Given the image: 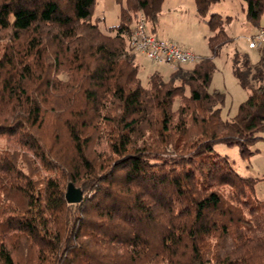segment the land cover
Masks as SVG:
<instances>
[{"label": "trees", "instance_id": "1", "mask_svg": "<svg viewBox=\"0 0 264 264\" xmlns=\"http://www.w3.org/2000/svg\"><path fill=\"white\" fill-rule=\"evenodd\" d=\"M117 1L106 32L97 0H0V136L24 150L0 151V264H264L256 180L214 150L249 156L261 138L264 45L257 63L233 54L248 96L224 119L226 95L210 90L213 57L233 40L210 12L224 0H195L212 55L148 86L129 36L140 12L156 25L165 0ZM241 1L261 28L264 0Z\"/></svg>", "mask_w": 264, "mask_h": 264}, {"label": "rangeland", "instance_id": "2", "mask_svg": "<svg viewBox=\"0 0 264 264\" xmlns=\"http://www.w3.org/2000/svg\"><path fill=\"white\" fill-rule=\"evenodd\" d=\"M245 7L244 2L241 0H224L215 3L210 11L218 14V21L219 19L223 20L227 33L233 38L232 42L226 44L219 54L213 57L216 70L210 90L218 89L226 95V101L221 112L224 119L234 117L238 112L239 105L248 96L247 90L241 86L233 73V54L236 51L248 53L253 63H257L260 59V47H249V38L257 33L260 28L247 20ZM120 10L121 5L117 0H97L93 16L94 19L100 21L101 28L107 32L110 26L120 22ZM209 16L210 14L203 18L198 14L195 0H165L158 23L153 26L148 22V30L156 36L179 43L185 49L192 50L200 55L201 58L211 56L212 52L208 44V38L214 34V31L210 29L207 23ZM260 27H264V13L260 20ZM135 53L136 62L140 65V78L144 86L149 85V77L152 73L160 72L165 80H169L173 70L178 68L176 65L155 63L147 56L139 52ZM195 64L188 63L183 67L191 68ZM58 76L63 80L68 78L64 72ZM186 92L189 94L188 90ZM180 104L181 99L177 98L174 109L177 110ZM259 135L261 138L250 144L253 153L249 156L241 155L238 145H227L222 142L216 143L214 150L217 154L227 157L240 175L255 179L256 183L250 194L264 200V131L260 132ZM16 139V137L8 135L0 136V151L9 149L11 152L18 149L22 154L24 150ZM106 145L103 142L102 147H106ZM30 155L34 158L32 152ZM219 190L225 193L228 191V187H220Z\"/></svg>", "mask_w": 264, "mask_h": 264}, {"label": "built area", "instance_id": "3", "mask_svg": "<svg viewBox=\"0 0 264 264\" xmlns=\"http://www.w3.org/2000/svg\"><path fill=\"white\" fill-rule=\"evenodd\" d=\"M130 47L155 63L171 65H185L197 63L200 55L192 50L185 49L179 43L156 36L149 32L147 17L143 12L136 16L129 36ZM264 45V27L249 38L250 48H259Z\"/></svg>", "mask_w": 264, "mask_h": 264}, {"label": "water", "instance_id": "4", "mask_svg": "<svg viewBox=\"0 0 264 264\" xmlns=\"http://www.w3.org/2000/svg\"><path fill=\"white\" fill-rule=\"evenodd\" d=\"M66 199L69 203H80L84 198V192L73 182H69L66 191Z\"/></svg>", "mask_w": 264, "mask_h": 264}, {"label": "crops", "instance_id": "5", "mask_svg": "<svg viewBox=\"0 0 264 264\" xmlns=\"http://www.w3.org/2000/svg\"><path fill=\"white\" fill-rule=\"evenodd\" d=\"M163 6V5H162Z\"/></svg>", "mask_w": 264, "mask_h": 264}]
</instances>
